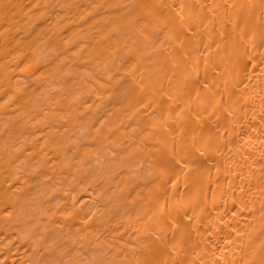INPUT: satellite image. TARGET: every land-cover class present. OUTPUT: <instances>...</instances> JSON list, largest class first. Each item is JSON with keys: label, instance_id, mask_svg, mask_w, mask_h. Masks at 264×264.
I'll list each match as a JSON object with an SVG mask.
<instances>
[{"label": "bare ground", "instance_id": "bare-ground-1", "mask_svg": "<svg viewBox=\"0 0 264 264\" xmlns=\"http://www.w3.org/2000/svg\"><path fill=\"white\" fill-rule=\"evenodd\" d=\"M0 264H264V0H0Z\"/></svg>", "mask_w": 264, "mask_h": 264}]
</instances>
